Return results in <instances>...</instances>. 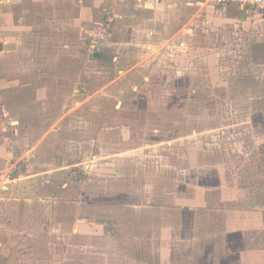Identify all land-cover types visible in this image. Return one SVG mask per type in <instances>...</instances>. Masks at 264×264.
<instances>
[{"label": "crops", "instance_id": "1", "mask_svg": "<svg viewBox=\"0 0 264 264\" xmlns=\"http://www.w3.org/2000/svg\"><path fill=\"white\" fill-rule=\"evenodd\" d=\"M108 16L113 18L109 25ZM247 39L250 47H264V14L252 6L198 0H0V264H151L140 257L149 250L162 255L158 243L194 253L200 244L197 230L207 229V211L219 207L225 195L219 190L211 196L222 180L221 167H214L217 184H207V192L201 186L192 197L159 195L160 166L151 194L147 161L141 157H120L123 163L112 162L106 174L79 179L69 170L89 168L104 155L95 150L91 158L75 160L78 144L83 153L82 143L101 131L92 117L82 120L90 127L75 129L77 117L68 120L62 108L69 100L79 104L71 99L79 78L95 83L107 68L137 71L157 51L186 53L189 60L207 55V79L224 85L213 44ZM84 57L90 60L86 65ZM71 132L75 145L68 144ZM198 143L188 156L200 151ZM146 144L123 150L142 151ZM203 144L207 155L192 167L199 176L214 157L209 142ZM107 151L112 160L123 154ZM179 151L176 147L177 156ZM84 183L90 191H83ZM122 184L128 186L125 195L100 199ZM86 194L99 197L94 209H85ZM169 209L176 212L175 222L165 219ZM181 211L191 219L187 236L180 234ZM225 225L228 229L230 220Z\"/></svg>", "mask_w": 264, "mask_h": 264}, {"label": "rangeland", "instance_id": "2", "mask_svg": "<svg viewBox=\"0 0 264 264\" xmlns=\"http://www.w3.org/2000/svg\"><path fill=\"white\" fill-rule=\"evenodd\" d=\"M249 43L247 39L244 43L221 41L213 44L219 53L216 64L220 67V77L226 81L224 85L207 79V55L189 60L186 53L157 51L144 60L140 70L123 73L107 68L95 83L79 78L77 90L71 91V99L79 104L75 105L67 97L69 104L62 108L68 120L77 117L75 129L90 127L89 121L82 120L92 117L101 131L91 142L85 140L89 144L82 143L85 138L81 140L83 153H80L82 145L77 143L79 151L74 154L75 160L91 158L95 150L104 155L89 168L80 165L77 171L69 170L79 179H88L91 173L106 174L112 162L123 163L120 157L129 161L141 157L142 161H147L151 194L155 190V184L151 183L155 168L160 166L159 195L192 197L201 186L207 192V184H217L219 179L214 167H221L222 180L211 196L217 197L219 190L225 195L221 196L222 200L218 199L219 207L215 205L207 211V229L197 230L200 244L195 252L188 255L192 249L180 251V248L172 246L170 249L158 243V247H164L162 255L149 250L147 257L145 254L140 257L147 258L151 264H264V47L258 50ZM89 61L84 57V65ZM189 69H193L191 73L187 72ZM198 81L201 84L195 85ZM70 135L68 144L75 145V138H72L75 132ZM138 139L141 141L137 142ZM199 140L200 151L188 156L190 147H198ZM204 141L209 142L207 147L213 149V154L210 152L214 157L208 159L205 175L199 176L192 167L197 158L204 160L207 155L201 150ZM139 143H147L148 147L137 152L123 150ZM176 147L181 148L178 156ZM107 149L123 154H117L112 160L113 155L108 157ZM83 188L85 192L90 191L85 183ZM115 189L108 195L102 193L105 198L100 199L115 201L125 195L122 190H127L128 186L122 184ZM89 196L84 203L87 210L94 209L93 200L99 198ZM174 211L169 209L165 219L175 222ZM184 212L179 213L184 222L180 234L187 236L191 231V219L188 211ZM114 218L117 217L112 215L110 219ZM236 218L241 222H236ZM228 220L233 226L227 229L224 224Z\"/></svg>", "mask_w": 264, "mask_h": 264}, {"label": "built area", "instance_id": "3", "mask_svg": "<svg viewBox=\"0 0 264 264\" xmlns=\"http://www.w3.org/2000/svg\"><path fill=\"white\" fill-rule=\"evenodd\" d=\"M139 1H144V0H139ZM198 1H203L205 3L210 2V3L227 4V5L235 4L243 7L252 6L262 11L264 14V0H198ZM112 20H113L112 16H108L106 21L107 25H109V23Z\"/></svg>", "mask_w": 264, "mask_h": 264}, {"label": "flooded vegetation", "instance_id": "4", "mask_svg": "<svg viewBox=\"0 0 264 264\" xmlns=\"http://www.w3.org/2000/svg\"><path fill=\"white\" fill-rule=\"evenodd\" d=\"M200 81V80H199ZM196 82V83H194L195 85H200L201 84V82ZM202 87H204V85L202 86Z\"/></svg>", "mask_w": 264, "mask_h": 264}, {"label": "water", "instance_id": "5", "mask_svg": "<svg viewBox=\"0 0 264 264\" xmlns=\"http://www.w3.org/2000/svg\"><path fill=\"white\" fill-rule=\"evenodd\" d=\"M214 4H216V3H214ZM216 5H222V4H216Z\"/></svg>", "mask_w": 264, "mask_h": 264}]
</instances>
